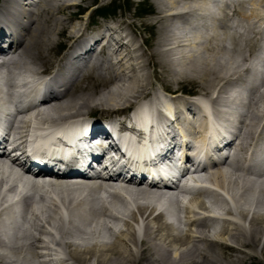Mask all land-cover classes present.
<instances>
[{"label":"bare ground","instance_id":"6f19581e","mask_svg":"<svg viewBox=\"0 0 264 264\" xmlns=\"http://www.w3.org/2000/svg\"><path fill=\"white\" fill-rule=\"evenodd\" d=\"M81 1L84 0H39L22 11L19 20L25 24L18 32L5 33L17 0H0V51L4 55L0 100L5 94L12 101L13 88L34 82L46 69L47 52L59 37H64L72 50L81 44L89 48L84 57H80L81 53L73 55L69 67L54 76L56 91L40 103L42 108H30L26 117L16 120L18 131L12 133V139L23 143L32 130L76 116L88 115L93 122H100L122 114L140 99H146L154 116L161 118L158 105L165 103L163 98L173 103L177 119L199 133L207 123L203 109L193 113L194 104L175 92L177 89L167 88L171 82H178L175 76L182 79V73H192L199 77L197 82L211 103L214 117L225 122L228 115L235 114L239 127L232 156L224 167L208 170L206 182L215 189H200L183 205L175 194L164 196L157 187L144 188L131 181L120 185L124 196L130 198L128 203L114 189L117 180L88 183L92 179L84 178L81 185H74L77 183L70 182L74 178L68 173L56 177L64 180L47 186L50 190L40 189L28 180L33 191H23L2 167V158L7 156L4 154L0 156V264H245L248 258H264V177L242 175L264 174V143L252 149L258 139H264V57L252 63L244 55L239 64L233 58L242 49L233 48L235 43H251L250 33L264 16V0H239L234 8L212 5L207 0H152L157 7L156 23L164 25L148 53L135 43L132 33L125 31L131 22L122 15L112 12L101 22L84 26L77 19L80 9L76 15L70 10L65 12L67 18L56 16L57 9L76 8ZM230 11L240 17L235 24ZM183 16L191 25L198 19L208 21L212 32L180 26V35L174 36L166 23ZM214 26H222L224 37L218 36ZM230 27L243 29L244 38ZM101 28L114 41L111 50L107 48L110 39ZM96 42L97 49L93 51ZM222 47L221 52L226 54L218 55ZM7 48L9 51L4 52ZM209 49L214 54L202 51L210 52ZM57 66L64 68L65 62ZM148 66L154 68V79L146 72ZM156 80L169 96L159 99ZM101 82L103 88L97 91ZM32 92L39 94L37 90ZM190 114H195V122L190 121ZM94 134L103 136L106 131L100 128ZM191 139L204 140L200 135ZM3 143L1 139L0 145ZM15 160L10 159L13 164ZM57 163L49 162L56 167L66 166L65 162ZM18 166L24 171L29 168L25 162ZM33 170L47 173L43 167ZM101 191L111 199L104 198ZM14 193L18 199L15 206L8 203V196Z\"/></svg>","mask_w":264,"mask_h":264},{"label":"rangeland","instance_id":"374dc122","mask_svg":"<svg viewBox=\"0 0 264 264\" xmlns=\"http://www.w3.org/2000/svg\"><path fill=\"white\" fill-rule=\"evenodd\" d=\"M77 1H79V0H77ZM182 4H183V2H182ZM103 5L104 6L111 5L110 8L111 7L114 8L113 14L122 15V18L124 20L131 22V25L126 27L125 31L132 33V35L134 36L133 38H134L135 43L140 45V47H141L140 49L143 52L148 53L153 49V45L155 42L158 41L157 37L160 36L159 33H160V31H162V26L164 24L162 25L160 23H156V14L155 13L157 11V7L155 5V2H152V0H84L83 2L81 1L80 4L78 6H76V8L73 6H69V7L65 8L64 11H62V9H60V8L57 9L56 16L67 18L68 17L67 13L69 10L71 11L72 14H75V12H77L76 10L80 9L81 14L79 15L80 17L77 18L79 20V23L80 24L83 23V26L85 24L91 25V23L89 24L87 21V19H88L87 15L89 14L90 17L94 19L93 21H100L101 22L102 21L101 18H95L94 13L92 14V12L96 6L100 7ZM61 11H62V13H61ZM65 12H67V13H65ZM107 14H108V12H107ZM111 15H112V13L109 14V16H111ZM237 17L240 20V17L239 16H237ZM189 22H191V21L189 19H187L186 16L185 17L183 16V17L179 18V21H177L176 19H172L169 22H167L166 24L170 25L169 32L174 33L173 34L174 36L180 35L181 27H184L185 29L191 30V31L197 30L198 32H203V31H205L206 33L212 32L211 28H209V25H208L209 22L208 21L205 22L206 25H203V21L201 19L194 20L193 25H191V23H189ZM172 28H173V31H172ZM203 28H206V29L204 30ZM213 28L218 31V36L224 37L225 34H224V30H222V26L221 27L214 26ZM163 30H164V28H163ZM244 34H246V33L242 34V38H244L243 37ZM227 41H228V39L226 38L225 39V45H226V43H228ZM232 42L235 43V39ZM68 43L69 42L64 37H59L57 39V42H55L54 45L52 46V48H50V50H48V52H47V54H49V61L47 62L48 64L45 65V68H49L52 65H55V63L58 60L59 53L61 52V47L64 45L67 48ZM239 43L244 45V46H241ZM239 43H238V45L236 43L233 45V48L239 47V46L242 47V49H240V51L237 52V55H234L235 57H233V58H235V63L239 64L240 63L239 58L242 59L244 55L247 58H251L252 60H255L254 56L256 54V50L252 46L249 47V45L242 43V41H240ZM221 49H224V48L222 47L219 49L218 55L226 54L225 52H221L222 51ZM237 49H239V48H237ZM202 51H204V53L208 54V55L214 54L213 52L210 51V49H209L210 52H206L205 50H202ZM176 56H178V54H176ZM145 68H146V72H148L147 74H149V76L152 79H154V75H153V69L154 68L152 66H148ZM133 73H135V72H133ZM182 75H184V76H182V79H180V77L175 76L174 80H176L178 82H171V84L168 85L167 88L168 89H175V90L177 89V91H175V92H178L181 95H182V93H180V89L183 90L182 92H185V93L187 92V93H192V94H197V95L203 94V90H201L200 83L197 82L199 79L198 76L196 77L192 73H187V74L182 73ZM112 80H110V81H112ZM84 84H86V82H84ZM98 84L99 85L96 87L97 91H99L100 89L103 88L104 83L101 82ZM155 87H156V93L158 95L164 94L163 90H162L163 85L160 82L157 81V83L155 84ZM57 186H63V185H57ZM203 198L206 201L208 200V197L207 198L203 197ZM245 264H264V258L263 257L251 258V259L248 258V259H246Z\"/></svg>","mask_w":264,"mask_h":264},{"label":"trees","instance_id":"16d2710c","mask_svg":"<svg viewBox=\"0 0 264 264\" xmlns=\"http://www.w3.org/2000/svg\"><path fill=\"white\" fill-rule=\"evenodd\" d=\"M110 11H114V9L112 8Z\"/></svg>","mask_w":264,"mask_h":264}]
</instances>
